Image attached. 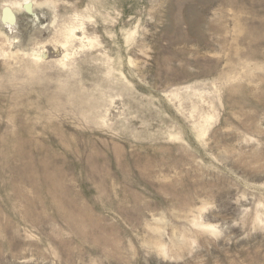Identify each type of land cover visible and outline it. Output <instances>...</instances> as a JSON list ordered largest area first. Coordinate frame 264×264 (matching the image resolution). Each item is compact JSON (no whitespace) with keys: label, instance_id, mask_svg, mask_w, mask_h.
<instances>
[{"label":"rangeland","instance_id":"obj_1","mask_svg":"<svg viewBox=\"0 0 264 264\" xmlns=\"http://www.w3.org/2000/svg\"><path fill=\"white\" fill-rule=\"evenodd\" d=\"M0 264H264V0H0Z\"/></svg>","mask_w":264,"mask_h":264},{"label":"bare ground","instance_id":"obj_2","mask_svg":"<svg viewBox=\"0 0 264 264\" xmlns=\"http://www.w3.org/2000/svg\"><path fill=\"white\" fill-rule=\"evenodd\" d=\"M4 17V16H3ZM7 19V18H6Z\"/></svg>","mask_w":264,"mask_h":264}]
</instances>
